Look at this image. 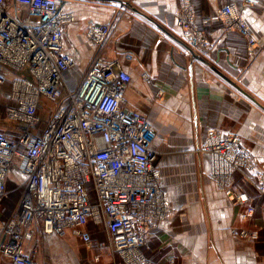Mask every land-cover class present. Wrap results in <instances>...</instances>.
<instances>
[{
	"label": "crops",
	"instance_id": "0c3cea01",
	"mask_svg": "<svg viewBox=\"0 0 264 264\" xmlns=\"http://www.w3.org/2000/svg\"><path fill=\"white\" fill-rule=\"evenodd\" d=\"M67 1L76 19L63 27L64 48L76 66L65 77V89L79 86L95 58L117 60L131 79L122 92L124 107L148 116L156 132V167L169 212L140 250L147 263L264 264V189L247 170L234 173L225 186L214 183L208 156L198 152L208 130L234 133L264 170V0ZM227 7L237 9L249 37L222 17ZM180 14L191 21L199 46L190 47L182 35ZM99 24L111 25L100 47L85 37L90 25ZM9 86L2 87L0 131L15 140L24 127L5 115ZM38 115L37 135L53 111L41 103ZM8 176L0 239L28 180L17 168ZM241 194L248 201L240 204ZM34 228L25 246L35 264H125L111 248L104 220H90L84 228L89 245L73 230L59 237ZM242 230L251 237L241 236ZM0 264L12 263L0 253Z\"/></svg>",
	"mask_w": 264,
	"mask_h": 264
},
{
	"label": "built area",
	"instance_id": "2783aa9c",
	"mask_svg": "<svg viewBox=\"0 0 264 264\" xmlns=\"http://www.w3.org/2000/svg\"><path fill=\"white\" fill-rule=\"evenodd\" d=\"M67 3L0 0V88L10 85L4 111L24 127L15 140L0 131V206L12 168L28 177L19 208L4 222L0 253L12 264H35L25 246L34 227L59 237L73 230L89 245L84 228L104 220L111 247L125 264H147L140 250L169 212L153 150L156 132L148 116L124 107L122 92L131 79L117 60L95 58L79 86L65 89L76 66L64 48L63 27L76 19ZM222 17L249 37L236 8L227 7ZM177 20L189 46H199L187 16ZM110 32V24L90 25L85 37L100 47ZM248 45L254 49V39ZM44 99L55 108L37 135ZM241 142L236 134L211 129L203 151L216 165L235 159L245 164Z\"/></svg>",
	"mask_w": 264,
	"mask_h": 264
},
{
	"label": "rangeland",
	"instance_id": "374dc122",
	"mask_svg": "<svg viewBox=\"0 0 264 264\" xmlns=\"http://www.w3.org/2000/svg\"><path fill=\"white\" fill-rule=\"evenodd\" d=\"M4 75H6V74H4ZM3 97H5V96L3 95L2 89L0 88V100H3L2 99ZM42 106L46 111H48L49 109L51 111H53V109L55 108V105L53 103L48 102L45 99L42 102ZM3 119H4V117L0 116V120H3ZM225 134H234V133H225ZM239 139H240V137H239ZM241 141H242V139H241ZM205 142H206V137H205ZM241 143H242V146H244V148H245V153L247 154L246 158L248 160L246 159V162L249 161L248 163L245 162V164L242 162V159H238V160L235 159V161H233L232 163H229V164H226V162H225V164L220 163L219 165H216L212 160L213 157H211L210 154H207L203 151V146L199 148V150H198L199 153H203V154H206V156H208V158L205 157L206 160L208 161V164H209L208 177L214 183H216L218 185H224L226 182L230 181L231 176L234 173H238V172H240V170H247V171L255 174L254 177L257 178V183L260 187V190L263 191V189H264V170L257 169V165H256V162L254 161V157L252 156L250 151L246 148L245 144L243 142H241ZM153 150H154V148H153ZM154 152H155V150H154ZM192 156H194V154H192ZM234 169L237 170V172L230 173ZM222 173H226V174L222 175ZM160 174H161V172H160ZM160 177H161V175H160ZM160 180H161V178H160ZM162 194H163V191H162ZM236 200H237V203L241 204V203L247 202L248 198L245 195L241 194V196L237 197ZM252 214H253V209H248L247 215L252 216ZM165 218H167V216ZM251 235L252 234H250L246 230H242V232H241V236H243V237H251ZM113 251H114V249H113ZM124 263H125V261H124Z\"/></svg>",
	"mask_w": 264,
	"mask_h": 264
},
{
	"label": "bare ground",
	"instance_id": "6f19581e",
	"mask_svg": "<svg viewBox=\"0 0 264 264\" xmlns=\"http://www.w3.org/2000/svg\"><path fill=\"white\" fill-rule=\"evenodd\" d=\"M240 169H241V168H240ZM240 169H239V170H240ZM236 172H237V171H236Z\"/></svg>",
	"mask_w": 264,
	"mask_h": 264
}]
</instances>
